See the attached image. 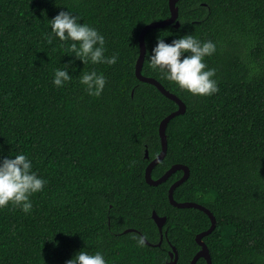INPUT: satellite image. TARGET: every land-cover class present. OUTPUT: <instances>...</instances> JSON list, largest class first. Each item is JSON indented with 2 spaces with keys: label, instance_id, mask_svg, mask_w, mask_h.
I'll list each match as a JSON object with an SVG mask.
<instances>
[{
  "label": "trees",
  "instance_id": "1",
  "mask_svg": "<svg viewBox=\"0 0 264 264\" xmlns=\"http://www.w3.org/2000/svg\"><path fill=\"white\" fill-rule=\"evenodd\" d=\"M177 5L180 27L150 30L146 53L159 36L213 41L216 52L204 62L216 70L219 91L193 96L145 56L143 75L187 107L169 122L167 155L152 176L189 167L174 198L216 217L203 238L212 264H264V0ZM67 10L104 36L105 55L117 62L75 60L73 79L56 87L54 70L74 56L69 43H48L47 33L49 20ZM170 15L169 0H0V159L24 153L47 182L31 197L30 213L0 209V264H66L81 250L101 252L107 264H168L172 246L177 264H191L200 251L196 237L211 227L210 217L169 200L183 172L158 186L145 179L162 150L160 123L178 105L137 78L140 35ZM92 70L106 78L99 97L78 80ZM154 212L167 218L162 240Z\"/></svg>",
  "mask_w": 264,
  "mask_h": 264
},
{
  "label": "clouds",
  "instance_id": "2",
  "mask_svg": "<svg viewBox=\"0 0 264 264\" xmlns=\"http://www.w3.org/2000/svg\"><path fill=\"white\" fill-rule=\"evenodd\" d=\"M82 18L69 10L60 11L49 20L50 31L47 33L48 43L54 39L69 43V51L74 56L54 70L52 83L63 87L73 79L70 72L75 60L84 65L92 64L114 65L115 55H105V38L96 28L87 23H81ZM216 52V44L211 40L201 41L192 34L179 36L168 43L160 36L156 45L146 53L147 60L153 71L159 72L164 79L175 83L181 90L193 96L207 97L219 91L216 70L209 68L205 58ZM79 83L89 96L99 97L106 85V78L95 70L81 71ZM2 152V149H0ZM46 180L33 170L32 160L24 153L8 155L0 159V209L9 205L19 208L28 214L33 208L31 197L44 189ZM140 244L143 241H138ZM66 264H107L104 255L97 251L89 253L86 250L77 252Z\"/></svg>",
  "mask_w": 264,
  "mask_h": 264
},
{
  "label": "water",
  "instance_id": "3",
  "mask_svg": "<svg viewBox=\"0 0 264 264\" xmlns=\"http://www.w3.org/2000/svg\"><path fill=\"white\" fill-rule=\"evenodd\" d=\"M179 1L180 0H169V6H170V12H171L170 17L168 19H165L162 21H155V22L148 24L147 26H145L143 28L141 35H140V56H139L137 64H136L137 78L142 82L154 85L155 87H157L159 89V91H161V93L164 96H166L168 99H171L172 101L176 102L178 105V109L175 112L168 115L166 118H164L162 120V122L160 123L159 134H160V138H161L162 150L159 153V155L156 158H154L149 163V165L147 166L146 173H145V179L149 185L158 186L162 183H165L173 174L177 173L178 171L183 172L182 178L179 179L178 181H176L171 186L170 191H169V200H170L171 205H173L175 207H178V208H195V209L203 211L204 213H206L210 217L211 227L207 231H204V232L198 234L196 237V241H197L198 245L201 247V249L196 254V256L192 260L191 264H196L200 258H204L207 261V264H212V258L210 255L209 248H208L207 244L203 241V238L205 236H208L209 234H211L215 230L216 225H217L216 217L208 208H206L205 206H203L199 203H195V202H181L180 203V202H177L174 198L175 190L180 185L185 183V181L188 180V178L190 176L189 167L186 165H182V164H175L169 170H167L166 173L162 177H160L159 179H154L152 176V172L155 169V167L158 164H160L165 159V157L167 155L168 139H167L166 130H167L169 122L173 118H175L176 116L184 115L187 111V107H186L185 103L178 96H176L175 94H173L169 90H167L159 81H157L154 78L146 77L143 75L142 69H143L144 60H145V56H146V35L152 29L165 28V27L172 26V25L175 26L176 28L180 27V22L178 21L179 7L177 5ZM145 157L147 159H149V151L148 150H146ZM153 219H154L155 223L157 224V226L161 232V236H162L161 240H162L163 239V228L167 222V218L166 217H160L156 212H154L153 213ZM133 231H134V229H130V230H127L126 232H133ZM166 235H167V233H166ZM161 243H162V241L159 243V245ZM172 250L173 251L170 252V257H171L172 261L169 262L168 264H177V262H178L177 249L174 246H172Z\"/></svg>",
  "mask_w": 264,
  "mask_h": 264
}]
</instances>
